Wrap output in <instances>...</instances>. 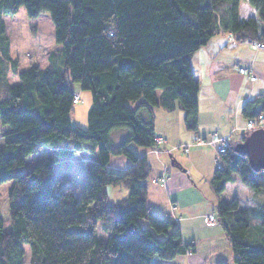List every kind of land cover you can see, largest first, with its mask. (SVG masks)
Listing matches in <instances>:
<instances>
[{
    "label": "trees",
    "instance_id": "obj_1",
    "mask_svg": "<svg viewBox=\"0 0 264 264\" xmlns=\"http://www.w3.org/2000/svg\"><path fill=\"white\" fill-rule=\"evenodd\" d=\"M241 1L0 0V186L10 182L0 195V264H25L24 246L28 264H150L194 251L172 218L147 207L149 165L129 145L153 148L157 107L180 109L185 128L197 130L199 83L189 58L212 36L227 32L235 41L264 44V0H245L254 11L245 17ZM20 7L29 18L49 15L60 48L45 66L19 71L11 56L2 17ZM74 85L91 94L85 128L70 122ZM241 115L264 121V93L244 101ZM117 129L127 133L112 146ZM77 152L93 158L88 182L78 194H55L59 159ZM115 155L129 160L123 171L108 168ZM218 160L210 179L216 196L235 177L264 190V170L251 168L233 145ZM119 185L128 194L113 203L106 187ZM213 212L234 264H264V203L242 208L234 198L217 201Z\"/></svg>",
    "mask_w": 264,
    "mask_h": 264
},
{
    "label": "crops",
    "instance_id": "obj_2",
    "mask_svg": "<svg viewBox=\"0 0 264 264\" xmlns=\"http://www.w3.org/2000/svg\"><path fill=\"white\" fill-rule=\"evenodd\" d=\"M239 9L240 3L238 11ZM256 43L249 40L235 41L234 37L227 32H219L212 36L189 58L193 75L199 83L197 130L193 132L185 128L183 112L180 109L175 108L172 111H167L157 107L153 108V128L155 136L163 139L160 149L155 150L152 147L134 149L129 145L135 153L145 156L149 165V175L146 179L147 207L160 217L172 218L180 229L182 241L194 244L192 253L178 255L172 260H162L156 264H234V253L227 241L222 225L219 221H217L218 224L215 222L212 225H206L203 217L213 210L216 201L227 202L235 198L242 208H252L257 203H264L263 189L252 191L243 185L237 177L232 182L227 183L225 190L216 196L210 185V179L215 168L212 164V158L216 157V153L212 146L200 143V140L205 139L209 134L218 132L227 138L231 145L235 146L246 136L247 131L263 127L247 129V121L241 115V107L244 101L264 93V47L258 48ZM238 67L247 68L254 79L250 80L247 75L239 73ZM121 131L111 134L112 146L117 145L126 135V129ZM202 146L210 147L206 152L207 154L204 153ZM174 151L177 153L182 151L185 154L184 160H178V155L173 157ZM77 154L85 155V153L77 152L62 158L75 157L73 155ZM166 154L171 159L180 161L179 164L183 168L178 169L168 163ZM75 158L74 163L76 164L87 162L83 158H80L82 162L79 158ZM89 158L88 161H93L91 156ZM128 165V160L120 158L110 157L108 162V168L116 171H123ZM69 166L72 167V163ZM193 173L197 175V180L200 182H196L191 177ZM162 176H164L163 182L159 180ZM189 183L191 184L190 193H193L194 188H197V191L204 194L210 203L192 210L193 201L190 200L188 204H185V201L179 199V191L182 190V186H189ZM230 184H233L234 193L227 198L224 193ZM108 189L117 192L119 197L128 194V190L123 186H107L106 191L109 199L110 191ZM190 195L194 197L192 200L196 199V194ZM212 204L214 205L212 206ZM193 207L195 208V206ZM186 211L191 213L187 214ZM204 227L210 231H215L214 234L196 237V241L192 235ZM199 241H206L208 247L204 248L203 242L200 243ZM152 261L153 259L150 264Z\"/></svg>",
    "mask_w": 264,
    "mask_h": 264
},
{
    "label": "rangeland",
    "instance_id": "obj_3",
    "mask_svg": "<svg viewBox=\"0 0 264 264\" xmlns=\"http://www.w3.org/2000/svg\"><path fill=\"white\" fill-rule=\"evenodd\" d=\"M253 13H254L253 8L247 3V1L242 0L240 2L239 15L247 16ZM2 20L5 24L6 35L10 41V53L13 58L17 59L18 61L17 69H19V71H23L27 69L28 66L33 63L38 64L40 66H45L47 64V61H46L47 56L54 50H57L60 48V46L55 44L54 42L53 26H52V23L50 21V18L47 12H41L37 17L29 18L26 16L24 8L20 7L13 16H3ZM60 57H61V52L59 51L58 53L55 54V57H54V63H56L57 65H59L60 63L59 61ZM7 78L10 84H14L17 82L16 78L13 76V74L10 71L7 74ZM74 91L76 92V94H78L79 101L73 106V111L70 114V122L74 126L85 128L86 127V115H87L88 109L91 106V94L88 90H81L79 85H74ZM117 130L113 131L112 134H116L115 132H122L121 130L123 129H117ZM250 131L251 130L247 131L246 135ZM111 142H112L111 144H113V141ZM130 146L134 149L141 148L140 146H137L133 143H131ZM208 148L210 147L202 146L204 153L208 152ZM41 155H42V152L31 155L27 157V161L31 159L33 160L37 159L41 157ZM172 155L173 157H176L178 155L177 156L178 160H184V156H185V154L182 151L181 153H177V151H174ZM73 156H75L76 158L66 157V158L60 159V165L57 168L56 175L54 174L53 176V191L55 194H61L67 189H70L76 193H79L83 184L88 182L87 175H86V171L88 167L87 162L90 159L88 154H85V155L77 154ZM165 157L168 158V163H170L171 157L168 154H166ZM74 158L75 159L79 158V160L80 158H83V160L87 162L85 163L80 160L82 163L76 164L74 163ZM111 158H120L126 161L128 160L124 156H117V155L111 156ZM64 160H67V161H64ZM113 160H116V159H113ZM178 160L176 161L179 163L180 161ZM70 163H72V167L69 166ZM212 164H213V167L216 168V164L213 158H212ZM191 177L194 178L196 182H200V180H197V175L195 173H193ZM9 185H10V182H6L0 186V195L5 194L6 189L8 188ZM190 186L191 184L189 186H182V190L179 191L180 192L179 199L185 201V204H188L190 200L193 201L192 207H191L192 210L197 209L201 206H204V204L206 203L208 204L210 203L209 199L206 198L204 194L197 191V188L196 189L194 188L195 191H193V193H190V190H191ZM109 187H116V186H109ZM108 190L110 191V194H109L110 201L113 203L127 196V194H124L123 197H119L117 196L118 194L117 192H113L111 189H108ZM122 190H126V189H122ZM232 193H234L233 184H230L227 190L225 191L224 196L228 198L230 195H232ZM190 194H196V199L192 200L194 197L193 195H190ZM242 196L244 197L243 194ZM213 203L215 202L213 201ZM213 205L214 204H212V206ZM193 206H195V208ZM209 212H213V210ZM186 213L189 214L191 212L186 211ZM216 224L218 223L216 222ZM8 225H9L8 221H5V224H4L5 228H7ZM214 232L215 231H210L204 227L202 230H199L197 233L194 232L192 236L197 241L196 237H199V236L205 237L204 234H210V233L214 234ZM199 242L200 243L203 242L202 245L204 248L208 247V244L206 241H199ZM24 247L26 251L25 264H28V249L26 246ZM215 256H219V255H215ZM160 261L162 260L158 258H154L151 264H156L157 262H160Z\"/></svg>",
    "mask_w": 264,
    "mask_h": 264
},
{
    "label": "built area",
    "instance_id": "obj_4",
    "mask_svg": "<svg viewBox=\"0 0 264 264\" xmlns=\"http://www.w3.org/2000/svg\"><path fill=\"white\" fill-rule=\"evenodd\" d=\"M256 46L258 48H263L264 44L256 43ZM237 71L241 74L247 75L250 80L254 79V76H252L250 74V72L248 71L247 68L238 67ZM78 101H79V96H78V94H76L73 102H74V104H76V103H78ZM263 123H264V121H263L262 117H259L258 121H253V120L248 121L246 123V128L247 129H253L256 127H261L263 125ZM154 141H155V145L153 146V149L159 150L160 145L163 142V139L159 136H155ZM200 143H206V144L213 147V149L215 150V153H216V157L214 158V162L217 166H219V164H220L219 160H218V156L220 154L224 153L230 146L229 140L227 138H225L224 136L220 135L218 132H213V133L209 134L205 139H201ZM185 150H186V148H185ZM159 180L161 182H163L164 176L160 177ZM203 221L206 225H212L215 222H217L218 219H217L214 212H208L203 217ZM187 253H189V252H187Z\"/></svg>",
    "mask_w": 264,
    "mask_h": 264
},
{
    "label": "water",
    "instance_id": "obj_5",
    "mask_svg": "<svg viewBox=\"0 0 264 264\" xmlns=\"http://www.w3.org/2000/svg\"><path fill=\"white\" fill-rule=\"evenodd\" d=\"M234 150L245 156L254 170H264V128L251 130L241 142L234 146ZM170 163L173 167L182 169L175 159L172 158Z\"/></svg>",
    "mask_w": 264,
    "mask_h": 264
}]
</instances>
